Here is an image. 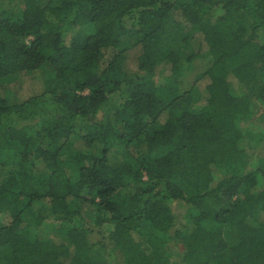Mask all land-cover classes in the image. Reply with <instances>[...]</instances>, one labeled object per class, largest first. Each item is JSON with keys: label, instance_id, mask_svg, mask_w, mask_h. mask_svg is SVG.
Returning <instances> with one entry per match:
<instances>
[{"label": "trees", "instance_id": "trees-1", "mask_svg": "<svg viewBox=\"0 0 264 264\" xmlns=\"http://www.w3.org/2000/svg\"><path fill=\"white\" fill-rule=\"evenodd\" d=\"M16 1L0 10V264H264V158L241 127L264 123V0Z\"/></svg>", "mask_w": 264, "mask_h": 264}, {"label": "rangeland", "instance_id": "rangeland-1", "mask_svg": "<svg viewBox=\"0 0 264 264\" xmlns=\"http://www.w3.org/2000/svg\"><path fill=\"white\" fill-rule=\"evenodd\" d=\"M13 3L15 6H8L5 4L2 9L0 10H8V11H13L14 9L19 8V4L17 3L16 0H13ZM221 13L219 9L216 8H210V9H205L200 12V15H202L205 20L213 22L215 18ZM185 31L188 30V28H184ZM127 40V38H126ZM197 42L191 43V46L187 47L186 50H191L193 49L195 52L199 51V46ZM129 45L128 46H133L136 44L135 39H130L129 40ZM185 50V51H186ZM134 56L133 54H131ZM133 58V57H132ZM132 63V62H131ZM194 70L190 74H199L204 71L206 66L209 65L210 59L208 58H197L194 60ZM186 66V64H185ZM185 68V67H184ZM48 70V69H47ZM48 72L46 70H39V72H35L30 74L29 76L25 77L22 79V84L19 86L14 85V86H8L7 89L9 91V94L6 96L7 103L9 105L16 104L19 100L26 99L33 94H38L40 92V85L39 81L43 80L44 78L47 77ZM184 76V75H183ZM170 74L169 73H164L161 74L156 80L161 85L162 87L166 88L165 84L167 83L166 78H169ZM184 78V79H183ZM182 85L185 88H189L191 86V77H187V73L184 77L181 79ZM204 101L199 95L196 94L195 96V102H194V107L199 109L203 105ZM242 130L244 134V137L246 140H248V152L253 156V159L257 161L259 158H264V123L260 122L255 116L252 117L251 120H248V122H243L241 124ZM254 161V162H255ZM12 166H9V168H5L4 172H7L10 170ZM51 221H48L45 223V227L42 229V236H47L49 238L55 237V235L50 232L52 229V225L50 223ZM233 232H229L227 234V238H232ZM104 258L108 261L109 264H120L116 260V254L115 253H103Z\"/></svg>", "mask_w": 264, "mask_h": 264}]
</instances>
